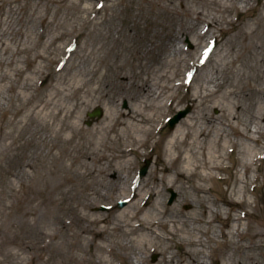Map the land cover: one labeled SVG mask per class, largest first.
I'll return each instance as SVG.
<instances>
[{
  "label": "rangeland",
  "instance_id": "1",
  "mask_svg": "<svg viewBox=\"0 0 264 264\" xmlns=\"http://www.w3.org/2000/svg\"><path fill=\"white\" fill-rule=\"evenodd\" d=\"M58 1L14 2V6L25 8V23L18 29L22 28L26 35L14 40L34 47L38 34L44 36L34 53L46 51L49 59L39 61V66L45 67L44 74L35 78V90L30 94L44 96L54 86H64L69 89L65 91L69 98L64 104L71 106L72 92L79 83L80 132L68 127L70 120L60 133L46 126L45 120L30 114L23 97L18 96L14 105L11 100L4 102L6 112L0 113V129L6 127L15 107L24 108L26 104L27 108L19 116L16 144L7 148L0 137V264H163L166 244L162 235L171 231V226L163 224L168 216L182 221L183 231L195 229L194 237L201 232V243L209 249L190 248L198 262L203 261V250H209L206 264H264V247L253 249L251 241L231 235L236 218L242 214L256 213V219L264 216V144L257 146L260 157L246 174L241 167L245 142L229 127L230 101L224 100L223 108L216 106L224 94L235 89L238 94L232 102L240 127H251L254 116L264 112V0H253L250 11L235 12L225 11L223 0ZM239 1L233 0V6L238 7ZM194 12L202 13L206 20L214 19L215 29H206ZM43 15L49 24L42 23ZM252 21L254 36L227 44L245 23ZM213 32L217 42L211 44ZM56 35L60 37L46 48L44 43L50 44ZM228 47L233 52L225 60L222 55ZM205 49H209L205 65L194 75L190 63ZM60 59H64L61 66L57 65ZM28 73L18 78L19 85L32 83L26 81ZM176 83L182 86L175 91V99L160 111L156 109ZM204 87H216L217 94L196 105L194 97ZM252 89L260 94H251ZM161 91L158 99L156 92ZM98 108L103 110V116L90 119L88 114ZM187 109L191 110L187 117L200 115L210 121L200 120L198 126L211 135L222 130L229 135L227 139L237 144L224 152L220 150L225 156V169L215 172L206 183L195 176L177 177L182 163L169 173L163 171L165 161L160 163V159L167 158V141L174 130L167 122ZM135 110L142 118L153 115L158 120L154 133L141 145L134 142L139 134L136 122L129 118ZM52 119L48 120L53 123ZM131 148L138 151L124 153ZM13 161L18 163L12 171L19 179L9 172ZM148 161L149 171L140 177ZM24 163H30L31 168L24 170ZM155 176L161 181H156ZM135 181L141 184L137 194L153 189L158 193L156 201L162 200V209L167 211L160 217V226H156L158 234L143 245L136 240L139 233L129 235L125 233L127 229H111L112 224L130 222L120 217L123 210L130 216L135 212L133 208H141L137 217L142 218L150 208L131 199ZM196 185L203 191H198ZM16 187L21 188L20 193ZM171 190L177 193L172 205ZM121 203L125 205L120 207ZM211 209L216 212L210 219ZM94 214L107 218L105 233L100 237L82 234L80 216L90 220ZM240 224L242 230L248 231L256 223L241 220ZM183 233L177 232L175 240L184 241ZM102 244L106 253L110 252L104 256L105 262L97 251ZM246 246L251 249L246 251ZM169 252H174L176 264H193L182 257L179 245L174 244ZM73 256L75 262L70 261Z\"/></svg>",
  "mask_w": 264,
  "mask_h": 264
},
{
  "label": "bare ground",
  "instance_id": "2",
  "mask_svg": "<svg viewBox=\"0 0 264 264\" xmlns=\"http://www.w3.org/2000/svg\"><path fill=\"white\" fill-rule=\"evenodd\" d=\"M27 1L33 3L35 1L43 0ZM70 1L71 0H59L58 2L60 4H64ZM232 1L233 0H223L222 8L228 12L250 11L252 9L253 0H240L238 7H234ZM14 2H17V0H0V113L2 114L6 112L4 102H6L7 100H11L14 105V101L18 99V96L23 97V101L28 104V107H30V114L33 113L35 116L41 117L46 121V126L53 128L56 132L60 133L62 130H64L67 121L70 120V123L67 124L68 127L72 128V130H74L75 133L78 134L80 132L78 121L80 119L81 112V104L79 101V90L81 89V86L79 85V83L77 84V86H75L72 92L74 103L71 106H67L64 104V100L69 98V96L65 92L69 89L64 86L60 87L59 85H56L52 88L50 94L44 96L40 94L36 96L30 94L31 91L35 90V78L38 79L44 74L43 69L45 67H43L42 65L39 66V61H44L49 58L46 51H37L34 53L36 46L44 37L42 34H38V42H36V39H34L33 42L36 43L34 47L28 46L26 42L14 40V37L16 36H26L24 35V31L22 33V28L18 29L19 24L25 23V16L23 15L25 8L19 5L14 6ZM195 14L198 16V21H202L206 26V29H215V27L217 26V22H215L214 19L206 20L207 17L203 18L202 13L200 12H196ZM261 17L262 20H264V13L261 14ZM40 19L42 20L43 24H49V19L46 15L41 16ZM254 24L255 21H252V24L245 23V25L238 30V33L230 38L227 44H232L233 42L239 40L246 41L249 37L251 38L252 36H254ZM206 29L201 30V33H205ZM58 37H60V35L54 36L51 39V43H44V46L46 48H49L55 41H57ZM215 42H217V38L215 36V32H213L210 35V43L214 44ZM208 50L209 49H205L202 54H199L196 61L190 63L192 73H194V75L200 68L205 65L207 55L209 54ZM232 52V48L228 47L224 51L222 58H224L225 60L227 58H230L232 56ZM179 53H183L182 49H179ZM236 55L237 57H241V55H238L237 53ZM51 61L55 62V60ZM232 62H234V59L230 60V63ZM63 63L64 59H60L57 62V65L61 66L63 65ZM23 64H26V67H24ZM27 72H29V76L26 81H30L32 83L19 85L18 78L25 76ZM178 86H182V84H174V86H172L168 90L169 94L163 98V101H161L157 105L156 109H159L160 111L161 108H163V105L171 103L172 100L175 99V91L179 89ZM163 89L167 90L166 88ZM162 92L163 91H161L160 93L156 92V95L158 94V99L162 96ZM250 92L251 94L255 95L260 94V91L257 89H252V91ZM197 93L198 94H196L194 97V103H196V105L198 103L200 104V102L204 101L205 99L214 98L217 94V90L216 87H204L201 88ZM237 94L238 91L235 89L228 91L221 97L222 100L220 99L216 103V106L218 108L224 106L223 101L226 99H229L230 101L227 102L230 103V106L232 107V110H230V114L228 115L231 119V126L229 127L232 128V130L235 132V136L238 139L245 142L244 145H242L241 149V153L243 154L241 167L247 174L260 157L258 155L259 152H257L256 150L257 146L264 144V140L260 136L262 134L264 137V112L262 114L260 113V115L258 116H254L255 121L251 123V127L245 124L240 127L239 123L237 122L238 118L234 114V109L236 108V106L232 102V99H234L233 97L237 96ZM26 104L24 108L15 107L10 112V115L12 116L10 119H8L6 127H1L0 129V137L1 139H3V142L5 143L7 148H11L16 144L17 137L15 133L18 131L20 124L19 116L23 114V111L27 108ZM135 111L129 114V118L136 122V132H138L137 134H139L138 136L134 137V142L137 145H141L144 143V141H146L145 139L147 137L151 136L154 133L156 129L155 125L158 123V120H156L153 115L149 116L148 118H142V115L138 111ZM49 118H53V123L48 120ZM200 120L210 122L200 115L194 117L192 115H189L173 130L170 138L167 141V158L165 160L163 158L162 160L160 159V163H163V161H165L163 171L166 173H169L171 171V168L175 165H179V163H182V166L176 172L177 177L187 179L188 177L195 176L196 178L206 183L212 179L215 172H220L221 170L225 169V156L220 153V150L223 149L224 152L230 147L237 146V144L235 142L232 143L231 139H227L229 135L224 134L222 130H220V132L216 135H211L208 130L203 128V126H198V122ZM146 123H149L150 125L148 127H145L144 124ZM159 129L161 130L162 128L159 127ZM261 148L264 149V145H262ZM96 150H98L97 147ZM137 151L138 149L131 148L124 151V153H136ZM15 165L16 161H13L9 170L10 174H12L13 176H16L12 171ZM16 167L18 168V163ZM23 168L24 170L30 169V163H24ZM19 177L20 176H16V178L18 179ZM155 179L156 181H161V179L157 178V176H155ZM120 180L125 181L126 179L121 178ZM169 182L170 184H172L173 179ZM242 182L244 183L245 181ZM23 184L24 180L21 179V188L24 187ZM139 185L141 184L137 183V181L132 182L131 199H136V201L140 204L149 205L150 208L146 210L142 218L137 217L138 214L142 211L141 208H133L135 212L130 216L129 214H127L126 210H123L120 214V217L125 219L129 218L130 222L128 224H124L123 222L112 224L111 229L113 231L127 229V232L125 233L129 235H137L139 233L136 236V240L143 245L147 241H149L150 238H154V235L158 234L156 226H160V217L166 216L167 211L162 209V200L159 199V201H156L158 193L153 191V189L148 188L145 192H140V194H137V187ZM141 187H143V185ZM21 188L16 187V192L20 193ZM195 188L200 192L203 191L202 186L196 185ZM244 188L246 187L244 186ZM244 188L241 189V192L244 190ZM28 189H31V186H29ZM146 195L148 196L147 199H145ZM148 199L152 200V203ZM147 200L149 202H147ZM154 200L156 201V203L152 205ZM246 204L250 206V202L247 201ZM215 212L216 209L210 210V219L214 216ZM255 214L256 213H244L236 218V222L231 231V235L233 237V234H235L238 238H243L245 241H251V247L253 249H260L264 247V216L256 219L254 217ZM89 217L90 220H88L87 217L84 216H80L79 218V222L83 225L82 234L89 235L90 233H95L97 237H100L105 233L107 218L95 214L93 216L90 215ZM241 220L250 221L256 224L250 226L248 228V231H246L245 228L242 230L240 224ZM163 224L171 226L169 235H162V239L166 244V250L163 251L165 258L163 264H176L174 252H169L174 244L179 245V247L181 248V254L183 258H188L193 264H206L204 259L210 258L209 250H203L202 262H198L193 256L194 254L190 251V248L195 249L194 247H197L198 249H209L208 245L203 246V244L201 243L202 240L199 237L201 235V232H198L197 237H194L195 229L192 228L189 231H183L182 229L185 228V224L174 216H168V219L164 220ZM180 231L184 232V237H182L184 241H176L174 238L175 234ZM216 237L217 236L215 235L214 239H216ZM257 239L261 244H259L258 241H255ZM234 245H237V243H234ZM251 247L246 246L245 250L247 251L251 249ZM97 251L102 253L103 260L105 254H110L109 251L106 253L104 244L97 246ZM70 261L75 262V257H71ZM80 262L83 263L82 260Z\"/></svg>",
  "mask_w": 264,
  "mask_h": 264
},
{
  "label": "water",
  "instance_id": "3",
  "mask_svg": "<svg viewBox=\"0 0 264 264\" xmlns=\"http://www.w3.org/2000/svg\"><path fill=\"white\" fill-rule=\"evenodd\" d=\"M190 109L184 110V111H180L175 117H173L172 119L169 120V126L173 129L175 128V126L183 119L185 118L189 113H190ZM103 115V110L101 108L95 109L92 113H89V117L92 119L95 118H101ZM150 167V162L148 161L147 166L144 167L141 171V176H144L147 174L148 169ZM171 199L169 201V204H173L174 201L177 198V193H175L173 190H171ZM120 206H123V204H121Z\"/></svg>",
  "mask_w": 264,
  "mask_h": 264
}]
</instances>
